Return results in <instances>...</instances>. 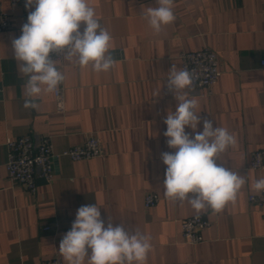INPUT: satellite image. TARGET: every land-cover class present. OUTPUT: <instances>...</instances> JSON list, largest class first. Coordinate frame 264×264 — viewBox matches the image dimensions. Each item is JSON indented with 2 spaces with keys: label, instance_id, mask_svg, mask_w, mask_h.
Returning a JSON list of instances; mask_svg holds the SVG:
<instances>
[{
  "label": "crops",
  "instance_id": "0c3cea01",
  "mask_svg": "<svg viewBox=\"0 0 264 264\" xmlns=\"http://www.w3.org/2000/svg\"><path fill=\"white\" fill-rule=\"evenodd\" d=\"M12 16V28L0 32V264H41L58 253L59 244L81 206L100 207L101 218L127 231L139 230L152 245L145 264H264V206L250 201L252 184L264 169L251 168L254 151L264 150V0H174L176 20L157 34L143 18L157 0H88L112 37L116 60L108 72L80 68L64 60L65 111L53 93L36 99L38 110L24 108L25 80L17 69L12 40L35 6L26 0H0ZM80 31L84 22H80ZM208 47L217 53L221 75L212 88L189 92L198 101L201 122L226 128L236 137L216 163L244 175L246 183L224 209L197 212L185 200L164 196L169 148L164 120L178 101L168 91L180 54ZM159 94L157 95V93ZM51 136L55 152L97 135L104 152L89 160L54 158L55 178L37 179L35 193L9 180L7 138ZM158 202L147 208L145 196ZM204 215L212 225L198 244L185 241L181 221ZM49 224L50 229H45Z\"/></svg>",
  "mask_w": 264,
  "mask_h": 264
},
{
  "label": "clouds",
  "instance_id": "9594fccd",
  "mask_svg": "<svg viewBox=\"0 0 264 264\" xmlns=\"http://www.w3.org/2000/svg\"><path fill=\"white\" fill-rule=\"evenodd\" d=\"M157 7L142 12L149 26L159 34L176 17L174 0H157ZM35 10L22 26V35L12 40L17 69L25 80L24 108L38 110L36 99L42 93H53L65 80L54 55L80 68L91 66L97 73L110 71L116 63L110 53L112 37L96 18L88 0H26L25 7ZM80 22H84L81 32ZM197 76L187 69L172 66L167 76L168 91L178 101L175 112L169 111L164 123V136L174 153L161 154L167 166L164 196L173 202H187L199 214L206 209L220 212L228 202L235 201L246 183L244 175L217 164L216 160L236 137L226 128L213 127L203 121V131L191 138L185 126L194 132L201 119L198 101L189 98ZM159 92L157 93V95ZM253 191L264 193V178L252 184ZM198 218V216H197ZM152 245L147 235L139 230L127 231L124 224L105 227L100 207L81 206L71 229L59 244L58 253L65 264H145Z\"/></svg>",
  "mask_w": 264,
  "mask_h": 264
},
{
  "label": "built area",
  "instance_id": "2783aa9c",
  "mask_svg": "<svg viewBox=\"0 0 264 264\" xmlns=\"http://www.w3.org/2000/svg\"><path fill=\"white\" fill-rule=\"evenodd\" d=\"M12 16L4 9L0 2V32L12 28ZM57 66H62L64 59L62 55H54ZM181 69L194 72L197 79L194 81L193 90L196 93L203 88L210 89L218 81L221 70L219 58L216 52L208 47L200 50L185 51L180 54ZM264 66V58L260 60ZM56 109L58 112L65 111L64 88L58 86L53 92ZM7 157L5 168L12 182H19L25 188L35 193L37 190V179L43 178L47 182H52L55 178L54 158L58 156H68L72 160H89L101 156L104 152L100 138L95 134H88L85 140L74 146H69L61 152H55L51 136H32L25 134L15 138H7L5 142ZM251 168L264 169V150L259 149L253 152ZM159 200V196L154 192L146 194L144 202L147 208L154 206ZM250 201L260 206H264V193L251 195ZM198 216V218H197ZM212 222L204 215H193L181 221L182 235L186 242L198 244L203 240L202 231L209 228ZM47 224L45 229H50ZM41 264H64L57 254L43 260Z\"/></svg>",
  "mask_w": 264,
  "mask_h": 264
}]
</instances>
